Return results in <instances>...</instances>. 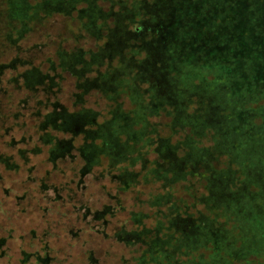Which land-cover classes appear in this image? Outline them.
Segmentation results:
<instances>
[{"label":"rangeland","instance_id":"rangeland-1","mask_svg":"<svg viewBox=\"0 0 264 264\" xmlns=\"http://www.w3.org/2000/svg\"><path fill=\"white\" fill-rule=\"evenodd\" d=\"M51 1L40 4L41 0H31L29 9L14 1L13 17L27 23L32 30L18 44L22 47L21 52L16 53L18 48L14 45L15 48L0 54V63H9L20 56L31 62L33 67H40V72L46 77L59 75L55 78V101L70 111H94L92 113L98 116L95 121L97 129L113 120L122 129L118 132L120 145L117 144V148L108 153L112 165H108L107 158L102 159V165L111 167L117 174L122 173L124 168H130L135 173L134 179L142 175L131 190L133 193H119L117 185L109 178L95 181L89 176L86 178L87 187L76 190L72 201L61 205L59 212L52 207L50 212L43 214L38 208L44 207L34 204L29 206L25 202H19L17 208L16 202L5 197L0 204V264H21L23 252L32 254L24 264H125V257L127 260L132 257L130 251H140L141 248L132 245L130 238L117 242L111 228L120 230L121 213L116 212V223L112 222L104 231L102 223L95 220L94 213L102 210L103 205L116 206L110 199L111 195L119 196L130 209L150 196L169 195L171 202L191 207L186 218L194 217L193 222L200 228H206L209 221L216 220L215 228H226L234 233L237 243H231L230 251L234 246V251L241 247L247 253L258 249L260 253L254 256L257 259L251 257L249 260L257 263L261 257L264 259V238L261 237L264 236V202L260 205L249 204L252 212L247 202L244 203L246 194L249 198L250 192H253L245 173L264 169V163L258 164L256 160L251 164L249 158L256 159V156L249 151L255 146L250 143L243 149L239 146V139L259 137L250 122L256 113L243 112L239 102H236V93L249 96L257 90L260 77L240 79L246 72H237L235 69L231 73H224L218 68L216 75L206 77L207 88L203 87L200 91L186 90L182 94L170 86V80L169 84H165L162 79L158 81L160 76H167L168 71V67L165 72L158 70L159 66H167L170 62L171 47L167 45L166 39L172 41L173 28L181 22L180 15L170 9L174 2L179 3L181 0H170L168 4L164 3L165 0ZM205 1V10L217 4L224 9L232 7V17L225 12L220 14L221 24L226 27V38L215 32V28L210 32L219 47L228 49L223 55L227 54L237 68L248 70L247 63H252L251 54L259 55V51L250 46L256 43L251 33L256 37L264 32V0H238V8L229 0ZM95 6L102 12V22L96 27H89L97 15ZM253 11L257 13L255 16ZM247 14L255 17V20L243 21ZM103 23L106 27L100 28L99 25ZM161 24L165 37L154 43L166 47L155 56L152 38L157 35L156 29ZM238 44L245 45L239 48ZM119 52L122 54L115 58ZM235 52L240 54L235 55ZM123 53L128 57H124ZM254 54L252 57H255ZM151 55L155 56L153 60H149ZM80 60L81 63L77 64ZM49 61L55 66L54 71ZM145 61L151 62L143 63ZM19 72L17 68L8 70L3 79ZM131 73L142 76L139 81L132 82L134 87L122 81L125 78L123 74L132 76ZM30 80L32 83L33 78ZM45 81L48 86L50 82ZM84 81L88 82L90 90L77 101L75 96L82 95L86 88L83 86ZM6 86L13 89L12 84L7 83ZM150 87L155 91L158 101H165L164 106L157 108V103L152 104L153 100L147 102L151 97ZM14 89H18L17 86ZM142 105L147 112L145 119L143 112H137ZM164 108L169 112L164 111ZM244 114L249 118H244ZM257 122L260 123L259 120ZM83 130L80 128L75 133H82ZM87 130L90 131L89 127ZM134 132L138 144L131 151L140 150L138 158L141 160L132 167L131 161V166H127L119 156L128 151L130 144L127 141H133L130 135ZM22 134L19 133L20 136ZM78 139L83 140V135L80 134ZM143 140L145 145L141 142ZM259 143V148L264 151V144L261 141ZM249 163L251 166L246 167ZM96 171L99 169L96 168ZM222 176H226L227 181L217 180ZM6 189L11 190L10 187ZM134 192H138V196ZM73 205L76 207L74 211ZM22 209L24 212L19 211ZM142 210L149 212L146 205ZM198 212L201 215L198 216ZM176 223L174 229H181L183 222ZM187 224V228L191 226L190 230L193 231L192 223L188 221ZM104 233H108L107 238ZM44 244L48 248L42 251ZM178 246L192 251L195 243L186 240L176 244V249ZM40 250L41 254H46L45 260L38 261L33 257V253ZM176 252L172 251L174 262ZM195 253L196 257L200 255L206 259L207 253L203 249ZM176 263H179L177 259ZM234 264L241 263L235 261Z\"/></svg>","mask_w":264,"mask_h":264},{"label":"trees","instance_id":"trees-1","mask_svg":"<svg viewBox=\"0 0 264 264\" xmlns=\"http://www.w3.org/2000/svg\"><path fill=\"white\" fill-rule=\"evenodd\" d=\"M14 1L20 3L25 9L31 7V0H0V54L15 48L14 45L17 46L18 50H13L16 53L21 52L22 47H19L18 44L23 42L32 30V28H28L27 23L13 17V7L16 5ZM229 1L237 8L240 6L238 0ZM41 2L40 4H45L52 1L41 0ZM164 3H170V0H165ZM206 4L205 0H181L179 3L174 2L171 6V12L178 13L181 22L173 28L172 41L169 38L166 39L167 45L171 47L170 62L167 66L165 64L159 66L158 70L165 72L166 67H168V71H166L167 76H160L158 81L162 79L165 84L171 82L170 86L172 88L174 86L173 89H178L179 94H182L186 90L200 91L203 87L207 88L209 85L206 83V77L216 75L218 68L224 73H231L235 69L237 72H246L240 76V79L243 77H250L251 79L260 77L255 92H251L249 96L236 93V102H239L242 111L256 113V117H251L250 122H252V129L259 134L256 139H239V146L243 149L246 148L247 143H250L253 147L259 148L260 141L264 144V32L256 37L251 33V38H255L256 43L253 42L250 46L257 49L259 55L253 53L255 57H252L253 54H251L252 63H247L248 70L243 71L236 67V64L228 58L227 54L223 55L226 49L219 47L213 33L210 32L215 28V32H219L222 37L226 38V27L221 24L220 14L225 12L232 17L230 15L232 7L224 9L217 4L209 6V10H205ZM96 9L95 14L97 15L91 23L92 25H88L89 27H96L99 22H102V12L98 7ZM203 9L204 12H202ZM252 14L255 16L257 13L253 11ZM249 19L255 20V17L248 14L243 17V21ZM231 24H233V20H231ZM99 26L105 28L106 24L103 23ZM245 27L241 28L247 30ZM163 31L164 27L161 24L156 29L157 35L152 38L155 56H157V52L165 50L166 47L164 45L159 46L160 43H154L165 37ZM239 38L244 37L240 36ZM244 45L238 44L239 48ZM174 47L175 50H173ZM119 54L122 53H116L115 58ZM236 54L240 53L235 52ZM123 55L128 57L125 53ZM155 56L151 55L149 60H153ZM245 57L246 55H244ZM50 62L52 61H49L50 68L54 71L55 66ZM77 62L80 64L81 60ZM149 62L151 61L143 63ZM27 66L30 67L23 68ZM13 68H17L20 72L4 80L6 71ZM131 74L132 76L123 74L125 77L122 80L123 84L133 86L132 82L142 78L141 75ZM58 77L59 75L50 76V78L42 75L40 67H33L31 62L20 56L13 58L9 63H0V204L5 197H8L13 200V203L16 202L17 208L20 206L19 202H25L29 206L34 204L44 207L38 208V211L46 214L50 212L52 207L59 212L61 205H66L68 201H72L76 190L79 191V188L87 187L86 178L89 176L93 177L95 181L109 178L117 185L119 193L129 192L139 183L142 174L134 179L135 173L130 171V168H124L122 173L117 174L110 169L111 167L102 165L103 158H107L109 160L108 165H112L108 158L111 156L108 153L114 151L117 144L120 145L118 132L122 129L116 126L117 123H113L114 120L97 129L95 128V121L98 116L92 113L94 111H70L64 108L59 101H55L53 91H56L55 78ZM31 78H33L32 83H30ZM45 80L50 82L48 86L45 85ZM168 80L170 81L168 82ZM7 83L12 84L13 89L5 87ZM15 86L18 89H14ZM83 86H86L83 94L75 96L77 101H80V96L84 97V94L90 90L87 81H84ZM149 90L151 97L147 99L148 103L153 100L152 104L157 103V108L166 104L164 100L158 101L156 99V93L152 87ZM140 111L144 113L143 119H145L147 112L143 105L137 112ZM164 111L168 110L164 108ZM243 116L246 119L249 118L247 114ZM258 120L260 123L257 122ZM88 127L90 131L87 130ZM112 127L113 129L109 130ZM80 128L84 129L82 133L81 131L75 133ZM240 131L243 132L242 129ZM19 133L23 134L20 136ZM80 134L83 135V140L78 139ZM135 134L134 132L130 135L133 141H127L130 145H125L128 146V151L119 156L124 163L128 164L127 166H131L129 164L131 161L132 167L141 160L138 158L140 150L131 151L133 146L136 147L138 144ZM141 142L144 144L145 140ZM255 148H251L249 151L250 154L256 156V159L249 158L251 164L256 160L258 164L264 163V151ZM259 155L262 156L258 157ZM245 166L250 167L251 165L249 163ZM96 168L99 169L98 172ZM245 178L249 181L248 186L252 187L253 192H250L249 198L246 194L244 203L247 202V206L251 203L260 205L264 202V169L247 172ZM217 180L219 182L227 181V177L222 176ZM6 187H10L11 190L6 189ZM12 188L17 190H12ZM131 193L133 192L131 191ZM134 193H136L135 196H138V192ZM119 198V196L111 195L110 199L115 202L116 206L112 204L103 205L102 210L96 211L94 215L97 218L95 220L102 223L104 231L112 222L116 223L114 221L116 212L121 213L120 230L111 228L113 235L117 242L130 238L129 242L132 245L141 248L140 251L138 249L130 251L132 257L128 260L125 257V264L127 262H133V264H177L176 259L179 261L178 264H188L189 262L234 264L235 261L241 264H264L262 257L257 263L249 260L251 257L258 256L260 253L258 249L247 253L245 250L242 251L241 247H237L234 251L236 247L234 246L230 251L231 243H237L234 239V233H230L226 228L221 230L215 228L214 222L216 220L209 221L206 228L203 226L200 228L197 223L193 222L194 217L186 218L191 207L179 205L174 201L171 202L169 195L150 196L146 201L136 203L131 209L130 207L127 208ZM145 205L149 208L148 213L142 210ZM75 208L73 205L72 211ZM248 209L252 212L251 205L248 206ZM19 211L24 212V209ZM231 213L234 215L233 212ZM9 214L8 212L7 215ZM197 214L198 216L201 215L200 212ZM176 221L183 222L181 229H174L177 227ZM188 221L194 226L193 231L190 230L191 226L187 228ZM262 232H264V225ZM104 237L107 238L108 233H104ZM261 237L264 238V236ZM186 240L195 243V248L192 251H186L187 248L180 246L176 249V244ZM47 248V244H44L41 250H47ZM198 249L206 251V259L200 255L195 256ZM41 250L33 253V257L38 261L46 259V254H41ZM172 251H177L175 262ZM31 256V253L23 252V262L29 261ZM254 258L257 259V257ZM23 262L21 261V264H24Z\"/></svg>","mask_w":264,"mask_h":264}]
</instances>
